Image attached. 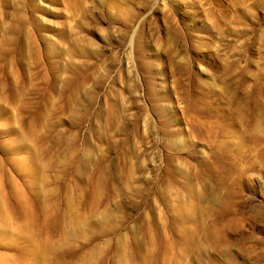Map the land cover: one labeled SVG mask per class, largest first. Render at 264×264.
Masks as SVG:
<instances>
[{"label": "rangeland", "instance_id": "374dc122", "mask_svg": "<svg viewBox=\"0 0 264 264\" xmlns=\"http://www.w3.org/2000/svg\"><path fill=\"white\" fill-rule=\"evenodd\" d=\"M0 264H264V0H0Z\"/></svg>", "mask_w": 264, "mask_h": 264}]
</instances>
